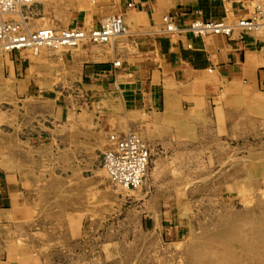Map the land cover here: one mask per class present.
Listing matches in <instances>:
<instances>
[{"label": "rangeland", "instance_id": "obj_1", "mask_svg": "<svg viewBox=\"0 0 264 264\" xmlns=\"http://www.w3.org/2000/svg\"><path fill=\"white\" fill-rule=\"evenodd\" d=\"M106 44L0 51V264H49L67 234L100 264H264L263 120L229 126L218 110L119 134L150 149L138 187L113 183L100 154L68 179L45 178L44 157L21 201V75H64L82 47Z\"/></svg>", "mask_w": 264, "mask_h": 264}, {"label": "crops", "instance_id": "obj_2", "mask_svg": "<svg viewBox=\"0 0 264 264\" xmlns=\"http://www.w3.org/2000/svg\"><path fill=\"white\" fill-rule=\"evenodd\" d=\"M35 1L34 27L91 28L118 17L125 32L82 47L64 75H21V201L27 183L41 178L36 164L44 157L54 163L45 178H82L99 154L101 164L114 133L218 110L229 126L264 121V26L234 27L231 35L189 29L195 19L252 18L264 0ZM168 15L180 33L166 31ZM65 242V250L43 255L49 264H100V255L91 261L87 242L68 234Z\"/></svg>", "mask_w": 264, "mask_h": 264}, {"label": "built area", "instance_id": "obj_3", "mask_svg": "<svg viewBox=\"0 0 264 264\" xmlns=\"http://www.w3.org/2000/svg\"><path fill=\"white\" fill-rule=\"evenodd\" d=\"M35 0H0V50L13 52L22 49H38L40 46L58 48L73 47L82 41L106 44L125 32L122 20L109 17L99 26L86 28L74 25L67 28L52 26L34 27L33 6ZM166 31L180 33L172 16H165ZM264 26V9L248 19H239L235 24L222 19L219 21L193 20L189 29L198 36L211 33L231 35L234 27L248 30ZM116 61L115 65H119ZM112 147L102 155V165L111 180L118 185L138 187L142 184L150 161V149L146 142L135 133L110 136Z\"/></svg>", "mask_w": 264, "mask_h": 264}, {"label": "bare ground", "instance_id": "obj_4", "mask_svg": "<svg viewBox=\"0 0 264 264\" xmlns=\"http://www.w3.org/2000/svg\"><path fill=\"white\" fill-rule=\"evenodd\" d=\"M47 12V11H46ZM45 18V17H44ZM43 19V18H42ZM39 20H41V18H39ZM38 21V20H37ZM34 22V21H33ZM46 22H48V21H46ZM34 23H36V22H34ZM33 23V24H34ZM43 23H45V22H43ZM42 23V25H45V24H43ZM50 23V22H49ZM48 24V23H47ZM47 24H46V26H47ZM40 26V25H39ZM52 26V25H51ZM36 27V26H35ZM38 27V26H37ZM66 28V27H65ZM112 41V40H111ZM110 41V42H111ZM109 42V43H110ZM81 43V42H80ZM80 43L79 44H77V45H80ZM77 45H75V46H77ZM101 46V45H100ZM74 47V46H73ZM47 48H52V47H49V46H40V47H38V49L40 50L41 49V52H44V50H46ZM61 48H66L65 46H61V47H58V48H53V49H57V50H59V49H61ZM69 48V47H68ZM73 49V48H72ZM24 50V49H23ZM32 50H35V49H32ZM94 50V49H93ZM0 51H2V50H0ZM28 51V50H27ZM36 51V50H35ZM47 51V50H46ZM51 50L49 49V52H50ZM29 57H31V55H29ZM34 57V56H33ZM245 101H247V100H245ZM249 102V101H248ZM255 106V105H254ZM103 166V165H102ZM99 171V170H98ZM103 172V171H102ZM101 172V173H102ZM104 173V172H103ZM107 175H108V173H107ZM106 175V176H107ZM114 183V182H113ZM125 187V186H124ZM127 188V187H126ZM129 188V187H128ZM264 234V233H263ZM257 235V234H256ZM220 236V235H219ZM258 238V237H257ZM256 238V239H257ZM254 243V242H253ZM263 244V243H262ZM258 249V248H257ZM259 251H260V249H259ZM261 252V251H260ZM263 253V252H262ZM261 253V254H262ZM256 254H259V253H256ZM228 259V258H227ZM226 261V260H225ZM232 263V262H231ZM239 264V263H238Z\"/></svg>", "mask_w": 264, "mask_h": 264}]
</instances>
